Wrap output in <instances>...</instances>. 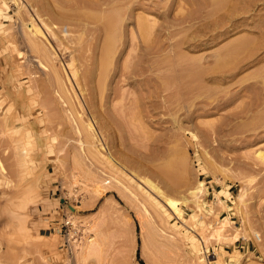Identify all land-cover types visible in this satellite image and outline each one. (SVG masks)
<instances>
[{
	"label": "rangeland",
	"instance_id": "obj_1",
	"mask_svg": "<svg viewBox=\"0 0 264 264\" xmlns=\"http://www.w3.org/2000/svg\"><path fill=\"white\" fill-rule=\"evenodd\" d=\"M229 1L0 0V264H264V0Z\"/></svg>",
	"mask_w": 264,
	"mask_h": 264
},
{
	"label": "bare ground",
	"instance_id": "obj_2",
	"mask_svg": "<svg viewBox=\"0 0 264 264\" xmlns=\"http://www.w3.org/2000/svg\"><path fill=\"white\" fill-rule=\"evenodd\" d=\"M218 5H224V4H227L228 2H230L229 0H214ZM214 2V3H215ZM21 4V3H20ZM42 19V18H41ZM33 23V22H32ZM35 25V24H34ZM114 25H115V18L113 16H107L105 18V28L107 30V33H108V38H107V45L108 44H111V42L113 41L112 39V32H113V28H114ZM140 30H141V35H142V38L143 40L145 41H149L150 39V27L148 26V24L144 21L141 22L140 24ZM33 33V37L35 38V40H37L38 38V35L39 34H43L41 29H39V27H34V31H32ZM40 44V43H39ZM38 44V46H39ZM43 45V44H42ZM32 46H35V45H32ZM43 47V46H42ZM37 48L36 46L34 47V49ZM38 49V48H37ZM42 50V49H41ZM40 51V50H39ZM106 51H108V49L106 48ZM38 52V51H37ZM40 53V52H39ZM46 53V52H45ZM38 55H42V54H38ZM46 55V54H45ZM53 55V54H52ZM51 55V56H52ZM106 55H108V53L106 52ZM44 56V54L42 55ZM109 56V55H108ZM112 56V55H111ZM107 57V56H106ZM41 58V57H40ZM107 60H108V57H107ZM42 61V58L41 60ZM43 63V62H42ZM44 64V63H43ZM164 67V66H163ZM220 68V67H219ZM53 70V69H52ZM72 71V74L74 76H76V71L74 69L71 70ZM89 72V71H88ZM53 74V73H52ZM192 75H195V69H193V71L190 73ZM66 75V74H65ZM87 75V74H86ZM129 79H132V82L137 84L138 82L140 83L139 86L142 87V88H146L145 85H147V82L145 83V81H142L141 79H139L138 77L141 75L140 71H131L130 73H127L126 74ZM53 76V75H52ZM90 77H91V73L89 72L88 76H87V83L89 85V80H90ZM52 78V77H51ZM84 78V77H83ZM177 78L180 80L183 78V75L181 74L180 76H177ZM261 79V78H260ZM79 80V79H78ZM85 80V79H84ZM169 81L165 80V81H161L160 82V86L157 87V89H153L151 91H149V96L150 98H154L155 95L160 91V90H165L166 87L169 86ZM80 84V82H79ZM150 85V84H148ZM90 86V85H89ZM59 87V86H58ZM264 88V87H263ZM90 89V87H89ZM147 89V88H146ZM164 92V91H161V93ZM180 95V94H179ZM148 96V97H149ZM157 97V96H156ZM166 101V100H165ZM181 101V100H180ZM48 103H50L49 101H47ZM78 103V102H77ZM88 104H90L92 106V104L89 102V100L87 101ZM80 104H81V107H84L85 108V105L83 104L82 101H80ZM46 105H49V104H46ZM176 105V104H175ZM46 107V106H44ZM174 109V108H173ZM83 110V109H82ZM82 123V122H81ZM18 126L19 125H14L13 123L11 125H8V131L7 133L11 134V136L13 135V138H12V143L15 147L16 150H18L19 152V155H20V158L18 159V162L20 163V165H24L25 166V170H28L29 167H30V159H32V157H30V152H33V148H36L37 147V143H39V141H34V137H31V136H28L26 134H24V132H21L19 129H18ZM76 126V124H75ZM83 126V125H82ZM82 130H85L82 131ZM77 133H78V136H79V143H80V146H81V149L84 150V146H85V141H84V138H83V135L84 133L88 134V136H92V138L94 139V136H97V133L95 132V128H94V125L91 123V121L88 122L87 125H84V128H80V127H77ZM28 134V133H27ZM86 136V135H85ZM98 138V137H97ZM87 140V139H86ZM29 141L31 142L30 143V146H29ZM95 141V140H94ZM96 144V143H95ZM32 146V149H29L30 147ZM95 147V146H94ZM10 149V148H9ZM85 151V150H84ZM17 153V152H16ZM15 153V154H16ZM110 155V154H109ZM260 157L261 158H264V153L261 152L259 153ZM17 156V155H16ZM108 157V156H107ZM113 162L115 164H121L119 162H117V160H113ZM122 165V164H121ZM166 170L167 171H172L173 170V163L171 161H167L166 163ZM19 174V173H18ZM17 174V175H18ZM119 181V180H118ZM151 188H153L155 191H157L158 193L160 194H163V192L161 191V189L154 183L152 182L151 180L149 179H146L145 180ZM205 188V187H204ZM200 189V184L197 185L195 188H193L191 191H190V195L192 197H197L198 195V190ZM196 199V198H195ZM198 201V200H197ZM73 247V246H72Z\"/></svg>",
	"mask_w": 264,
	"mask_h": 264
},
{
	"label": "built area",
	"instance_id": "obj_3",
	"mask_svg": "<svg viewBox=\"0 0 264 264\" xmlns=\"http://www.w3.org/2000/svg\"><path fill=\"white\" fill-rule=\"evenodd\" d=\"M63 227H65V233H64L65 246L68 247L69 249H72L74 242L78 241L83 235V233H81V229L76 224H74L72 217L70 216L66 217Z\"/></svg>",
	"mask_w": 264,
	"mask_h": 264
}]
</instances>
